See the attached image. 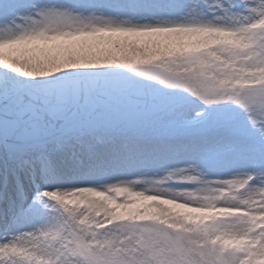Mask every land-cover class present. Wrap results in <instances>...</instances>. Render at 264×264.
I'll return each instance as SVG.
<instances>
[{"label": "snow or ice", "instance_id": "obj_1", "mask_svg": "<svg viewBox=\"0 0 264 264\" xmlns=\"http://www.w3.org/2000/svg\"><path fill=\"white\" fill-rule=\"evenodd\" d=\"M0 264H264V0H0Z\"/></svg>", "mask_w": 264, "mask_h": 264}, {"label": "rangeland", "instance_id": "obj_2", "mask_svg": "<svg viewBox=\"0 0 264 264\" xmlns=\"http://www.w3.org/2000/svg\"><path fill=\"white\" fill-rule=\"evenodd\" d=\"M14 55H15V53H13ZM144 185H142V187H143Z\"/></svg>", "mask_w": 264, "mask_h": 264}, {"label": "bare ground", "instance_id": "obj_3", "mask_svg": "<svg viewBox=\"0 0 264 264\" xmlns=\"http://www.w3.org/2000/svg\"><path fill=\"white\" fill-rule=\"evenodd\" d=\"M169 186H172V185H169Z\"/></svg>", "mask_w": 264, "mask_h": 264}]
</instances>
